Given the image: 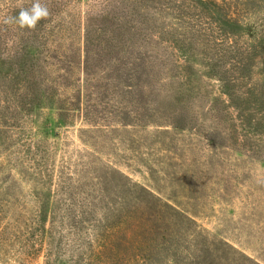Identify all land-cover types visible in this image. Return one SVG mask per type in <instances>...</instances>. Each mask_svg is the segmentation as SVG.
<instances>
[{
    "label": "trees",
    "instance_id": "16d2710c",
    "mask_svg": "<svg viewBox=\"0 0 264 264\" xmlns=\"http://www.w3.org/2000/svg\"><path fill=\"white\" fill-rule=\"evenodd\" d=\"M136 2L0 0V52L6 55L19 53L31 36L27 27L6 21L36 3L47 9L36 37L43 40L49 92L37 99L17 82L4 100L0 147L10 146L0 173H17L31 184L6 208L0 203V264H30L42 254L44 264H153L161 226L197 224L177 200L97 157L102 136L113 129L132 128L140 143L155 91H165L149 33L124 21ZM70 129L83 146L73 155L65 150ZM110 186L125 189L112 196ZM27 198L36 206L25 208ZM185 229L193 231L189 224ZM207 246L203 264H263L225 239Z\"/></svg>",
    "mask_w": 264,
    "mask_h": 264
},
{
    "label": "rangeland",
    "instance_id": "374dc122",
    "mask_svg": "<svg viewBox=\"0 0 264 264\" xmlns=\"http://www.w3.org/2000/svg\"><path fill=\"white\" fill-rule=\"evenodd\" d=\"M125 20L149 33L165 91H155L140 143L114 121L120 128L102 136L97 157L174 198L197 221L161 226L153 264H203L206 245L218 239L264 264V0H137ZM38 31L27 27L19 53L0 52V128L15 83L37 99L49 93ZM68 135L65 150L73 155L83 146L74 130ZM9 146L0 147V158ZM17 176L0 173L4 208L30 187ZM26 201L25 208L36 206ZM30 264H44L43 254Z\"/></svg>",
    "mask_w": 264,
    "mask_h": 264
},
{
    "label": "clouds",
    "instance_id": "9594fccd",
    "mask_svg": "<svg viewBox=\"0 0 264 264\" xmlns=\"http://www.w3.org/2000/svg\"><path fill=\"white\" fill-rule=\"evenodd\" d=\"M47 16V9L42 7L39 3H36L31 9H21L17 17L11 18L6 22H16L21 27L34 28L40 19Z\"/></svg>",
    "mask_w": 264,
    "mask_h": 264
}]
</instances>
